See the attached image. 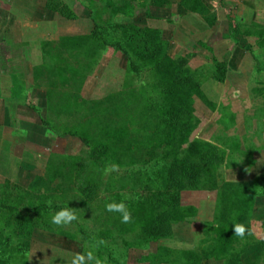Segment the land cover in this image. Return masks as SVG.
Listing matches in <instances>:
<instances>
[{
	"label": "rangeland",
	"instance_id": "374dc122",
	"mask_svg": "<svg viewBox=\"0 0 264 264\" xmlns=\"http://www.w3.org/2000/svg\"><path fill=\"white\" fill-rule=\"evenodd\" d=\"M31 1L37 14L46 0ZM62 1L77 18L64 21L63 16L47 9L51 12V27H39L41 35L48 37L45 49L56 57V72L61 71L50 87L44 76L43 84L52 90L50 100L47 101V89L46 102L37 100L35 105L45 138L41 140L42 136L32 130L30 136L35 142L31 148L27 144L28 150L22 156L19 150L12 153L17 164L2 161L0 202L14 204L23 211L36 204L56 203L70 208L77 219L67 225H53V212L44 218L45 227H32L28 235L8 234L15 222L2 212L0 253L8 257V264H69L70 254L89 251L95 258L91 264L95 260L99 264H227L226 260L208 255L216 237L211 229L220 224L234 234L233 225H242L250 228L251 242L264 240V0H201L206 8L204 15L183 5V0H169L167 5L154 4V0ZM13 6L17 8L15 0H0V10L9 12ZM17 6L26 10L21 4ZM95 23L111 27L110 33L117 39L134 35L128 48L132 58L144 66L141 78L130 68L127 55L102 48L98 40L72 50L62 44L65 37L89 34ZM143 35H152L159 42L157 47L136 40ZM23 42L17 43L21 47L15 49L21 56L29 53ZM28 42L33 47L29 57L40 62L39 45ZM5 49L1 48V56L5 52L16 56ZM164 56L179 63L185 60L169 84L175 86L182 81L178 84L182 86L180 94L174 93L175 100L178 104L191 102L195 110L198 120L190 140L221 146L225 158L215 168L221 179L251 182L254 188L250 210L243 221H234L236 214L223 216L224 207L218 209L217 191L210 189L206 176L201 178V187L171 189L166 202L157 205L149 202L159 194L151 174L125 175L121 164L113 169L109 160L102 163L92 159L96 152L104 155L102 148L110 150L107 147L111 148L114 134L136 128L118 105L144 99L140 88L146 86L145 96H153L160 110L159 105L168 96L153 83L154 68ZM6 57L5 64L9 66ZM217 62L226 63L223 80L219 79ZM74 68L82 76L85 74L80 87H74L80 83L70 72ZM63 81L69 84L63 85ZM69 95L71 108L76 111L62 114L63 105L58 107L56 103ZM93 106L99 115L89 109ZM43 120L53 128H47ZM80 126L79 131L88 138L97 140L102 135L103 145L91 139L87 145L79 136L66 133ZM109 129L112 134H108ZM148 152V147L142 149L141 160L147 166ZM21 162L26 165L20 166ZM157 178L163 180L164 173H157ZM110 202L125 204L130 213L128 222H122L119 213L106 210ZM237 237H232V243ZM99 248L109 254L99 253ZM189 252L193 253L190 259ZM260 256L264 261V252Z\"/></svg>",
	"mask_w": 264,
	"mask_h": 264
},
{
	"label": "trees",
	"instance_id": "16d2710c",
	"mask_svg": "<svg viewBox=\"0 0 264 264\" xmlns=\"http://www.w3.org/2000/svg\"><path fill=\"white\" fill-rule=\"evenodd\" d=\"M153 2L154 4L157 2L164 5L169 4V0H154ZM182 4L189 7L194 12H199V14L203 13L204 15L205 13L206 8L203 7L201 0H183ZM44 7L60 14L66 19L74 20L77 18L68 5L62 0H46ZM200 7L201 9L204 8V10H201ZM111 31V27L101 26L95 23L93 30L89 34L84 36L65 37L62 44H64L68 50H72L75 48L79 49L83 45H88L90 40H98L102 48H112L127 55L130 68L136 73L138 78H141L144 66L141 61L132 58L128 48L132 44L134 35L126 39H117L115 35L110 33ZM234 31L236 32V30ZM149 37H151L152 43L149 42ZM136 38L141 44H150V47H157L159 44L157 40H153L154 37L152 35H143L141 38ZM43 46V62L36 67L35 76L37 78L47 76V80L52 78L48 85V87H50V85H53L55 77L59 75L58 73L61 74V71L56 72V70H58V68L56 69V57L55 55L53 56L51 51L45 49V45ZM180 62L181 63L168 56H164L157 60L154 68L156 80L153 83L162 87L165 91V95L169 98L166 97L163 99L159 105L160 110H157V105H154L155 98L153 96H145V93H147V88L145 86V88H140L144 99L140 97V99H138L140 101L136 99L127 103L121 102L122 106L118 105L119 110L122 107L123 115H125L131 123H136V128H132V130L129 129L126 133L119 131L114 134L113 137L115 140H113L111 148L107 147V149L110 150L107 151L106 147H104V149L102 148V154L104 155L100 156L101 154L96 152V154L92 156V159L97 162L101 161L102 163L109 160L113 163V169H115L116 164H121V167H125V175L146 172L148 176L151 174L150 179L153 182V187H156L159 194L149 199V202L152 204L156 203L157 205L166 202V194L170 195L171 189L181 190L183 187H186L185 185H189L193 188L201 187L203 182L201 178L206 176V181L209 183L210 189L217 191L218 209H221L222 206L224 207L225 213L223 216L229 218L230 215L236 214L234 218L232 217L233 220L243 221L242 219H246L248 216L249 207L251 205L250 200L255 193L253 191L254 188L251 182H230L221 179L219 171L215 169L225 158V150L221 146L192 138L190 140L193 129L195 125H197L196 121L198 120L195 118V110L192 108L191 102L186 104L180 102V104H178L177 100H175L174 93L180 94L182 86L180 85V88L178 84L182 81L178 80V84L175 86L169 84L170 79L173 78V73L184 65L185 60H181ZM217 66L220 73L219 79L223 80L226 74V63L217 62ZM70 72H72V75L80 82L79 85L74 84V87H80L82 83L81 78H83L85 74L82 76V72L76 71V68L72 71L70 69ZM67 84L69 83L63 81V85ZM49 90L50 89H48L47 101L50 100L49 94L52 93V90ZM65 99L69 100L62 102V100ZM70 99V95L58 99L59 102L56 103V105L58 107L59 105H63V108H60L62 114H70L76 111L75 107L71 108L72 104H70ZM177 106H179V108L181 107V109ZM118 107L116 106L113 112H115ZM89 109L94 112L95 115H99L98 109L94 106ZM43 123L47 125V128H53L47 120H43ZM81 127L83 126L73 131L69 130L66 133L79 136L85 144L89 145L90 141L95 139L93 137L91 139V136H89L90 138L84 136V134L79 131ZM121 132L123 134H121ZM108 134H112L111 129H109ZM96 138L97 140L95 141H99V145H103L105 139L102 135H98ZM187 141H189L188 147L183 148V145ZM145 147L149 148L148 155L150 156V163L148 166L147 164H143L141 160L142 149ZM194 155L198 157L192 158ZM157 173H164V179L159 180L157 178ZM153 175L155 177L152 178ZM168 202L170 203L169 198L167 200V203ZM61 208H63V206L56 203L49 205L41 203L27 207L23 211V209L14 204L7 205L4 201L0 202V214L6 213L4 215L6 217L9 216V218L15 222L13 230L8 228V234H11L10 232H16L19 235H28L31 233L32 227H45L46 220L44 218L48 216L49 213H53ZM8 220L9 219L6 221ZM27 224H30L28 225V229H26ZM244 229V235H239L238 237L236 233H231L230 228L226 227V229H222L220 224L216 229H211V231L216 234V237L210 246L211 252H209L208 255L214 256L218 260H226L227 264H244L242 262V255L252 243H258L264 252V240L261 239L251 242V237H248L250 228L245 227ZM233 236L237 237L236 243H232ZM210 239L213 238L209 237L208 240ZM99 253L109 254V252H106L103 248H99ZM3 254L4 253H0V264H8V257L5 258ZM192 254V252H189L187 255L189 259Z\"/></svg>",
	"mask_w": 264,
	"mask_h": 264
},
{
	"label": "crops",
	"instance_id": "0c3cea01",
	"mask_svg": "<svg viewBox=\"0 0 264 264\" xmlns=\"http://www.w3.org/2000/svg\"><path fill=\"white\" fill-rule=\"evenodd\" d=\"M31 2V0H15L17 8L13 6L9 12L0 10V50L4 47L7 48L5 51L12 50L11 55H16L15 57L9 56L8 52H5V56H1L0 53V166L3 160L15 161L16 158L12 154L15 150L22 152V156L28 150L27 144L31 148L35 142L30 136L33 134L32 130L42 136L41 140L46 134L45 129L40 125V115L37 113L39 109L35 105H37V100L46 102L44 96L46 97L48 88L43 84L44 76L37 78L35 70L43 62V45L47 43L45 41H48V37L39 32V27H51L52 22L49 19L51 12L43 6L35 14ZM17 4H21L26 10H19ZM63 20L65 21V18ZM61 34L66 33L61 32ZM29 40L31 43L33 41L34 45H39L40 62H33L32 57H29L30 50L33 49ZM21 41H25L23 43L29 50L25 56L16 54L15 49L21 47V44L17 43ZM23 43L22 47H25ZM5 57L9 66L5 64ZM45 78L47 80V76ZM46 85L48 86V80ZM16 164L14 166H17ZM24 165L26 164L21 162L20 166ZM260 248L256 242L249 245L242 255V262L244 264H264V261L260 259V253L263 252ZM244 258H246L245 261Z\"/></svg>",
	"mask_w": 264,
	"mask_h": 264
},
{
	"label": "clouds",
	"instance_id": "9594fccd",
	"mask_svg": "<svg viewBox=\"0 0 264 264\" xmlns=\"http://www.w3.org/2000/svg\"><path fill=\"white\" fill-rule=\"evenodd\" d=\"M105 207L108 212L119 213L122 222L129 221L130 213L123 202H110ZM76 219L77 217L70 208H61L52 214L51 223L57 226L67 225ZM233 229L237 235H244L245 229L242 225H234ZM94 259L93 253L90 251L84 254L74 253L70 254L69 264H91ZM95 264H99V260H95Z\"/></svg>",
	"mask_w": 264,
	"mask_h": 264
}]
</instances>
